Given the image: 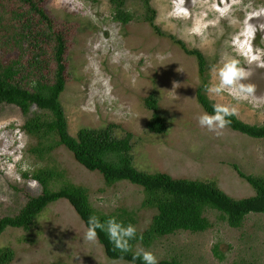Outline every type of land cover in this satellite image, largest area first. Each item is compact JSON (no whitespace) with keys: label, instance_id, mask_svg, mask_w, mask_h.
Masks as SVG:
<instances>
[{"label":"rangeland","instance_id":"1","mask_svg":"<svg viewBox=\"0 0 264 264\" xmlns=\"http://www.w3.org/2000/svg\"><path fill=\"white\" fill-rule=\"evenodd\" d=\"M124 1L123 9L131 17L127 24L113 19L111 0L47 1L50 16L66 32L67 82L60 101L68 133L76 136L84 127L120 124L122 128L114 133L118 137L125 130L133 133V164L138 170L214 180L236 199L253 195V188L232 164L247 174L264 175V138L254 139L230 127L217 136L200 127L196 117L205 111L196 101L195 89L203 85L213 104L236 106V117L242 122L264 124V67L259 62L248 63L233 44L247 21L255 29L250 37L253 51L264 49V23L251 18L264 16V0H186L187 14L180 17L172 14L171 0H149L155 10L153 23L162 34L143 19L142 0ZM176 40L204 55L202 75L195 57L186 54ZM0 56L5 62L22 58V63L18 60L22 65L31 59L28 47L19 51L12 44L11 48L0 47ZM229 58L240 60L249 72L245 83L256 86L254 97L237 101L227 92L215 95L206 91L218 83L213 68L219 69ZM174 82L178 87L173 88ZM151 91L157 95L167 125L164 133L150 132L145 125L150 111L143 105V97ZM34 111L32 107L23 115L12 104H4L0 111V216L13 214L24 204L14 186L32 195L39 193L38 183L25 178L23 171L53 166L64 172L65 181L89 187L98 210L109 213L126 208L136 213L137 226L144 229L157 210L142 205L141 186L126 180L104 185L100 172L85 169L63 146L43 160L28 151L33 140L20 126ZM205 215L213 224L209 230H179L150 247H138L152 251L158 260L174 257L180 264H264V214H248L239 228L229 227L216 210ZM86 229L73 207L58 199L46 205L32 229L6 227L0 234V248L14 250L15 258L9 264H128L108 258L97 240L87 241Z\"/></svg>","mask_w":264,"mask_h":264},{"label":"trees","instance_id":"2","mask_svg":"<svg viewBox=\"0 0 264 264\" xmlns=\"http://www.w3.org/2000/svg\"><path fill=\"white\" fill-rule=\"evenodd\" d=\"M47 1L0 0V47L11 48L12 44L20 51L26 46L31 53V59L24 65L20 64L22 58L18 59L20 62L14 58L5 62L0 56V111L4 104H12L23 115H28L31 108L35 107L36 111L20 128L33 140L28 151L36 159L43 160L53 150L63 146L72 152L75 161L85 169L100 172L104 185L112 186L126 180L141 186L144 193L142 205L155 208L157 212L151 215L147 226L140 230L135 221L136 213L123 207L109 213L98 210L91 201L92 190L89 187L67 182L63 171L45 166L31 173L23 171L25 178L38 183L40 191L32 195L23 187L14 186L24 197V204L13 214L0 216V234L9 226L25 231L32 229L46 205L58 199L66 200L73 207L86 228L91 214L97 215L101 221L115 216L125 225H135L137 238L130 241L133 251L139 245L150 247L159 238L179 230L197 233L211 229L213 224L205 215L208 210L218 211L220 218L232 228L242 226L250 213L264 214V175L247 174L232 164L237 175L254 190L253 195L236 199L223 192L214 180H192L173 177L166 172L147 174L138 170L133 164V133L125 130V134L120 137L114 133L115 129L122 128L120 124L84 127L77 131L76 136H71L60 101L67 82V59L64 53L66 32L62 24L50 16ZM124 2L111 0L115 8L113 19L127 24L131 17L123 9ZM142 4L145 12L143 19L162 34L153 23L155 10L149 0H142ZM175 42L186 54L195 57L198 72L202 75L206 69L204 55L198 49H187L180 40ZM195 98L205 112L212 113L213 102L205 95L203 85L196 87ZM143 103L150 111L145 124L147 130L164 133L167 125L159 112L156 93L149 92L143 97ZM230 119L232 122L228 127L232 130L254 139L264 138V124L249 125L236 116ZM97 241L108 258L121 260L123 256L122 260L132 261V252L115 250L105 232L98 230ZM214 252L217 253V246H214ZM14 258L11 247L0 248V264H9ZM135 264H141V261L137 260ZM158 264L180 263L177 258L171 257L158 260Z\"/></svg>","mask_w":264,"mask_h":264},{"label":"clouds","instance_id":"3","mask_svg":"<svg viewBox=\"0 0 264 264\" xmlns=\"http://www.w3.org/2000/svg\"><path fill=\"white\" fill-rule=\"evenodd\" d=\"M172 14L177 17L187 14L188 9L185 7L186 0H171ZM264 12V9H261ZM255 29L251 24L245 22L244 31L233 38V44L236 46L237 52L244 56L248 63L259 62L260 67H264V49H256L253 51L250 37L254 34ZM240 36H243L242 38ZM217 72L218 83L209 86L206 91L210 94L220 95L227 92L237 101L248 100L254 97L256 86L252 83H245L249 78V72L245 67L241 66L240 60L236 58L227 59L219 69L213 68ZM178 84L173 83V88ZM212 113L203 112L196 117L198 124L202 128L215 133L217 136L231 124L230 117L238 115V108L234 105H226L215 103L212 105ZM98 230L105 232L109 241L113 244L115 250L121 253L132 252V261L128 264H135L140 260L141 264H158L156 255L142 247H138L133 251L130 241L137 238V228L129 223L125 225L115 216L109 217L105 221L91 214L87 221V229L85 239L89 242H95L98 238ZM142 239V237H141ZM123 256H121V260Z\"/></svg>","mask_w":264,"mask_h":264},{"label":"bare ground","instance_id":"4","mask_svg":"<svg viewBox=\"0 0 264 264\" xmlns=\"http://www.w3.org/2000/svg\"><path fill=\"white\" fill-rule=\"evenodd\" d=\"M251 18H254L256 21L260 22V23H264V16H259V17H251ZM260 20V21H259ZM262 83H264L262 81Z\"/></svg>","mask_w":264,"mask_h":264}]
</instances>
